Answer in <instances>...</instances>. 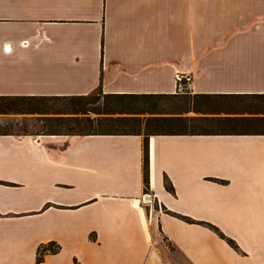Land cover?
<instances>
[{
  "label": "crops",
  "instance_id": "obj_1",
  "mask_svg": "<svg viewBox=\"0 0 264 264\" xmlns=\"http://www.w3.org/2000/svg\"><path fill=\"white\" fill-rule=\"evenodd\" d=\"M190 8L0 0V96L264 94V26ZM39 133L0 134V264H264V134H148L145 186L143 134Z\"/></svg>",
  "mask_w": 264,
  "mask_h": 264
},
{
  "label": "trees",
  "instance_id": "obj_2",
  "mask_svg": "<svg viewBox=\"0 0 264 264\" xmlns=\"http://www.w3.org/2000/svg\"><path fill=\"white\" fill-rule=\"evenodd\" d=\"M101 93V91H98ZM105 102L102 107L90 108L88 105L94 103L87 101L91 94L83 96H0V113L13 114H39L43 116L36 117L37 120L46 122L40 128L39 134L47 135H73L76 133L75 128H79L81 122L92 123L97 122L111 123L115 129L108 131H87L84 134L109 133V134H143L145 142L143 147L144 152V184L148 182L146 172V136L148 134L159 133H205L211 134L215 132L222 133H240V134H264V94H198L193 98L189 97L188 93L184 94H104ZM166 99L171 106V111L162 110L161 101ZM68 101L64 106L60 105V101ZM86 100V101H84ZM214 103H210V101ZM205 103L206 109L201 107V103ZM181 103L183 104L181 107ZM113 104V105H111ZM146 104H148L146 107ZM214 104V105H211ZM133 105L134 107H130ZM112 106V107H111ZM180 106V108L178 107ZM158 107V108H157ZM160 109V110H159ZM191 110L195 113H221L236 114L234 116H217L211 118L205 117H188L182 116L183 113H189ZM90 112L100 115L90 118L81 116ZM151 114L144 118H139L135 115L128 116H110V114ZM153 114L166 113L169 115L153 116ZM65 114V115H59ZM81 114V115H80ZM240 114V115H237ZM49 115V116H48ZM109 115V116H108ZM199 122L217 123L225 129L222 131H201L198 130ZM196 124V125H194ZM143 126V131L140 127ZM157 129L156 131H154ZM2 134V133H0ZM214 228V227H212ZM221 234V233H220ZM221 236H223L221 234ZM229 243L233 244L229 240ZM59 249V245L51 242L44 246L41 245L37 249L36 261L40 262L43 259V254L55 252Z\"/></svg>",
  "mask_w": 264,
  "mask_h": 264
},
{
  "label": "rangeland",
  "instance_id": "obj_3",
  "mask_svg": "<svg viewBox=\"0 0 264 264\" xmlns=\"http://www.w3.org/2000/svg\"><path fill=\"white\" fill-rule=\"evenodd\" d=\"M198 9V10H197ZM199 10H202L203 12H199ZM213 12L215 17L216 22H218L219 25H222L223 27L221 30H212L210 27H207V22L211 21L213 19ZM198 15H201L203 20V26H202V31H201V26L198 29ZM224 16V17H223ZM227 25H230L227 26ZM264 26V0H191V8H190V26H188L189 30V39L190 40H195L194 35L197 33V31L201 33H208L212 34L215 32L216 35L219 36V40H224L228 41L226 37H228V33L230 32L231 34L240 36L241 34L247 32V33H258V31L261 30V27ZM229 27V29H228ZM209 36V35H208ZM188 79H178V88L179 91H182V94L188 93L189 97L192 96V94L189 92V89L187 87V81ZM90 98H87V101H93L94 103L88 105L90 108H96L102 107L103 103L105 102V95L101 92L94 91L91 93ZM84 100V101H86ZM66 100L60 101V105L64 106L63 103H65ZM68 102V101H66ZM161 108L162 110H170L171 111V106L169 103H167V100L164 99L161 101ZM210 103H214V101H210ZM113 105V104H111ZM148 104H146V107ZM181 103V107H182ZM214 105V104H211ZM134 107L133 105H130V107ZM203 107V109H206L205 103H201L200 105ZM112 107V106H111ZM180 108V106H178ZM158 108V107H157ZM159 109V110H160ZM184 114V113H183ZM182 114V115H183ZM59 115H65V114H59ZM81 115V114H80ZM112 116H117L120 114H110ZM121 115H131V114H121ZM135 115V114H134ZM151 114H138L135 116H138L139 118H144L147 117ZM153 116H162V115H169L166 113H161V114H153ZM193 114H189L188 116H197ZM205 115V117H212L215 115H223V113H218V114H199L198 116ZM225 115V114H224ZM43 115L39 114H13V113H0V133L4 132H9L11 131L12 133L15 134H20L23 132H30V134H34L37 132H40V128L45 124L46 122H42L40 120H36L35 117H39ZM49 116V115H48ZM67 116V115H65ZM83 117H90L94 118L97 116L103 117L104 115L96 114L90 112L89 114L86 115H81ZM197 125L198 130H202L200 128H204L205 131H220L224 130V127H221L217 123H209V122H199ZM196 125V124H194ZM141 131H143V126L140 127ZM109 129H115L111 123H106V122H97L93 121L92 123H83V121L80 124L79 128H75L76 133H82L84 134L87 131H108ZM155 129L154 131H156Z\"/></svg>",
  "mask_w": 264,
  "mask_h": 264
},
{
  "label": "built area",
  "instance_id": "obj_4",
  "mask_svg": "<svg viewBox=\"0 0 264 264\" xmlns=\"http://www.w3.org/2000/svg\"><path fill=\"white\" fill-rule=\"evenodd\" d=\"M182 92V91H181Z\"/></svg>",
  "mask_w": 264,
  "mask_h": 264
}]
</instances>
